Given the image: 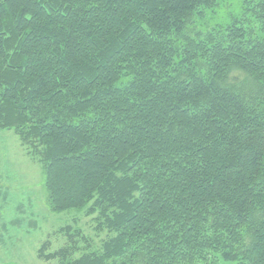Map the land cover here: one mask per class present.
<instances>
[{"label": "trees", "instance_id": "1", "mask_svg": "<svg viewBox=\"0 0 264 264\" xmlns=\"http://www.w3.org/2000/svg\"><path fill=\"white\" fill-rule=\"evenodd\" d=\"M221 1L0 0V130L109 233L41 259L264 264V0Z\"/></svg>", "mask_w": 264, "mask_h": 264}, {"label": "rangeland", "instance_id": "2", "mask_svg": "<svg viewBox=\"0 0 264 264\" xmlns=\"http://www.w3.org/2000/svg\"><path fill=\"white\" fill-rule=\"evenodd\" d=\"M242 1L222 0L217 13L208 14V26L225 24L242 13ZM45 178L43 165L26 154L18 135L0 130V264H60L59 259H41L38 250L46 240L51 244L47 253L65 246L68 236L59 229L67 224L81 228L88 239L80 242L83 246L100 248L108 237L107 230H97L95 216L78 209L50 210ZM206 264L235 263L221 259Z\"/></svg>", "mask_w": 264, "mask_h": 264}]
</instances>
